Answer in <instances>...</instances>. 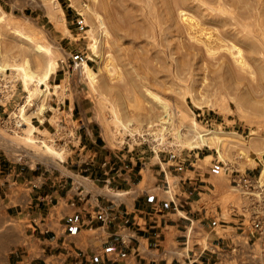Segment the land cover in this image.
<instances>
[{"label":"rangeland","instance_id":"1","mask_svg":"<svg viewBox=\"0 0 264 264\" xmlns=\"http://www.w3.org/2000/svg\"><path fill=\"white\" fill-rule=\"evenodd\" d=\"M25 61L52 74L25 88ZM0 63V86L12 89L0 119L24 126L0 134L34 166L87 149L91 127L120 152L211 168L226 202L239 198L225 168L264 164V0H0ZM76 100L87 122L69 111Z\"/></svg>","mask_w":264,"mask_h":264},{"label":"crops","instance_id":"2","mask_svg":"<svg viewBox=\"0 0 264 264\" xmlns=\"http://www.w3.org/2000/svg\"><path fill=\"white\" fill-rule=\"evenodd\" d=\"M89 109L78 100L69 107L81 122ZM83 140L87 149L76 146L53 164L0 158L11 171L0 173V264H185L190 221L205 233L219 222L218 208L234 201L209 167L180 171L166 155L120 152L92 127ZM249 173L262 176L264 164Z\"/></svg>","mask_w":264,"mask_h":264},{"label":"built area","instance_id":"3","mask_svg":"<svg viewBox=\"0 0 264 264\" xmlns=\"http://www.w3.org/2000/svg\"><path fill=\"white\" fill-rule=\"evenodd\" d=\"M0 87V101H5L9 95L7 92L12 91L11 84L7 83ZM6 103L7 101L0 102V107L3 108ZM22 123L21 118L13 117L12 122L0 119V127L9 133L21 132L24 127ZM5 142H9L7 150L2 147ZM0 150L3 152L5 163L9 166L20 165L27 168L34 166L26 149L1 134ZM224 172L231 190L239 199L230 203L224 210L219 207V222L207 226L205 233H201L200 223L190 221L186 238L192 241V247L184 252L185 264H264V177L240 172L235 168H225ZM0 173L8 176L11 171L9 168L4 171L0 168ZM223 214H229L235 220L231 223L232 228H228L230 222L225 221ZM218 240L221 243L227 241L225 248L215 242Z\"/></svg>","mask_w":264,"mask_h":264},{"label":"bare ground","instance_id":"4","mask_svg":"<svg viewBox=\"0 0 264 264\" xmlns=\"http://www.w3.org/2000/svg\"><path fill=\"white\" fill-rule=\"evenodd\" d=\"M215 40V39H214ZM218 41V40H217ZM220 43V42H219ZM232 47V46H231ZM237 52V51H236ZM240 53V51H238V54ZM232 55H234V54H232ZM239 60V59H238ZM238 60H237V62H238ZM240 61V60H239ZM28 61H25V63H24V65L21 67V71H22V79H23V83H24V86H25V88H28V80H31V79H33V78H36V85H38V84H40V83H43V82H45L46 80H48V78H49V76L52 74V68L50 67V66H52V65H50L49 66V68H47V70L42 74V75H40V76H37V75H35V73H33L30 69H29V64L27 63ZM239 63H242V61L241 62H239ZM7 65L5 64V65H3V64H1L0 63V71L2 70H4L5 69V67H6ZM83 70L85 71V72H87V76L89 77V79H93V74L91 73V71H90V69H89V67H88V65L86 64V63H83ZM35 81V80H34ZM41 93V92H40ZM167 113H168V111H167ZM22 116V115H21ZM23 118H25V116H23ZM169 119V118H168ZM26 120H28L27 118H26ZM167 120V119H166ZM27 125H28V127H25V128H23L24 130H31L30 131V134L32 135V133H33V131H34V129H35V127L33 126V125H31V123L29 122V121H27ZM28 140L30 141V142H36V140H34V139H31V138H28ZM205 139L202 137L201 138V141H204ZM28 141V142H29ZM55 152V151H54ZM56 154H57V152H55ZM59 154V153H58ZM262 175H263V173H262Z\"/></svg>","mask_w":264,"mask_h":264}]
</instances>
